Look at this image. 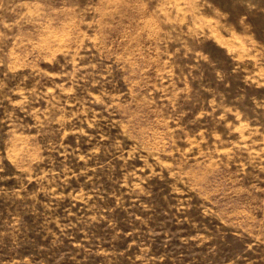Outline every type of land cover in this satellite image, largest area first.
<instances>
[{
  "label": "rangeland",
  "instance_id": "1",
  "mask_svg": "<svg viewBox=\"0 0 264 264\" xmlns=\"http://www.w3.org/2000/svg\"><path fill=\"white\" fill-rule=\"evenodd\" d=\"M0 264H264V0H0Z\"/></svg>",
  "mask_w": 264,
  "mask_h": 264
}]
</instances>
